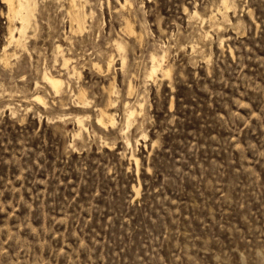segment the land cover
<instances>
[{"label": "rangeland", "instance_id": "obj_1", "mask_svg": "<svg viewBox=\"0 0 264 264\" xmlns=\"http://www.w3.org/2000/svg\"><path fill=\"white\" fill-rule=\"evenodd\" d=\"M82 1L84 32L69 0H38L27 47L5 56L0 0V264H264V0H231L228 17L222 0ZM153 52L170 74L147 77Z\"/></svg>", "mask_w": 264, "mask_h": 264}, {"label": "bare ground", "instance_id": "obj_2", "mask_svg": "<svg viewBox=\"0 0 264 264\" xmlns=\"http://www.w3.org/2000/svg\"><path fill=\"white\" fill-rule=\"evenodd\" d=\"M4 1L7 3V7H8V9H7V17L9 18V22H10L9 23V26H8L7 43L5 45H3L2 50H1L2 53L6 56L9 53L8 52V46H13V47H15V49H17V48H26L27 47L26 42H27V39L29 37V29L31 27L38 26V22L37 21L34 22L35 17H36L35 10L37 9V6H38V0H4ZM232 1H234V0H232ZM232 1L231 0H222V3L220 2L221 3V7L219 6V9L218 10L221 11L223 17L230 16V15H228V13H229V11H231L230 9H232L235 6ZM68 4H69V7H68L67 12L69 14L68 16H70V19H71V31L72 32H80V33L84 32L85 29L87 28V18L89 17V15L91 14V12L89 13L87 11V9L85 8V3L82 0H69ZM197 13L198 12L195 11L194 12V15L197 14ZM122 17H124V16H122ZM130 18H132V17H130ZM17 21H18V23H17ZM196 21H198V20H196ZM220 21H224V20H221L220 19ZM123 22H125V26H124L125 30L123 28V30L125 32L127 31L129 34H131V36H132V34L133 35L136 34V30L134 28V24L132 23V21L128 17ZM34 23H35V26H33ZM141 26H142V24H141ZM204 32H206V31H204ZM143 33H140V34H143ZM136 36H135V38H136ZM137 40H140V39H137ZM114 45L116 46L115 49H117L119 51V54H120L121 67L123 69H125V67L128 64V59H127V43L125 41H123L122 39L116 38L114 40ZM56 48H57V51L60 52V53L63 50L61 48V44H57ZM2 53H0V54H2ZM14 54H15V52H14ZM61 55H62V61H63L62 66L63 67L65 66L67 68H70L69 67L70 66V62L72 61L71 60V56L65 55V54H61ZM164 58H165V54L164 53L162 55L158 54L157 52H153L151 54V65L149 66V69L146 72L148 74V75L146 74L147 77L149 76V78L150 77L151 78H155L158 70H163L166 74H170V70L169 69H166L164 67V64H163ZM114 61H115L114 55L113 54H110L107 57V61L105 63L106 64V67L103 64H101L99 61L94 62V66L97 67L98 70H100L102 72L103 71H109L111 69V67L113 66ZM67 68H65V69H67ZM78 72L79 71L77 70L76 66H73L72 70H69V73L71 75L76 74ZM43 79L50 86V88H52L54 90L55 93H60L61 94L62 92H65L64 91V87L66 86L65 85V79L61 75L56 74L54 72H51L49 70H45L44 73H43ZM133 87L134 86L132 85V83H130L129 84V90H131ZM110 91L114 93V92H117L118 90L114 89V86H113L112 89H110ZM74 95H75V93H74ZM78 96L81 98L80 103L81 102L83 104L90 103V101L88 100V97L86 96V91H85L84 88H80L78 90ZM31 98H33V100H36V101H38L39 103H41L43 105H46V103H47L46 100H45V97L43 95H41L40 93H37V92L36 93H32V97ZM110 103H112V100L111 99H110ZM141 105H143V104H141ZM126 106H127V109L125 110L126 111L125 112L126 113V115H125V123H126V126L124 127V129L129 128L131 126L133 120L135 119L134 117H135V115L137 113L136 108L132 104H130L129 101H127ZM141 108H142V106H141ZM98 110H99V112L97 113V121H98V123L101 126L106 127L109 124H111V125H115L116 124V120L117 119L115 117V113L113 111H110V106L103 107V108H98ZM88 116H85V115H76V120L78 122L79 129L80 130L84 128V126H85L84 120ZM122 131H123V129H122ZM126 139L125 140L128 143H130V139H129L128 136H127ZM132 158L135 160V162H136V164L138 166V164H139V157L133 155Z\"/></svg>", "mask_w": 264, "mask_h": 264}]
</instances>
